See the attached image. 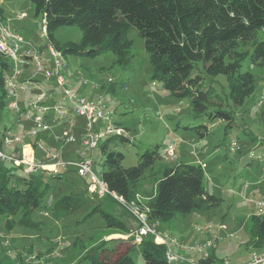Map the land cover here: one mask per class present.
Listing matches in <instances>:
<instances>
[{
  "label": "rangeland",
  "instance_id": "obj_1",
  "mask_svg": "<svg viewBox=\"0 0 264 264\" xmlns=\"http://www.w3.org/2000/svg\"><path fill=\"white\" fill-rule=\"evenodd\" d=\"M0 21L40 48L43 58L50 61L47 51L50 43L42 31L43 21L35 15L31 0H0ZM80 37L81 33L74 24L59 27L55 31V38L62 42L79 41ZM128 37L133 42L129 64L121 66L113 63L111 52L93 58L69 55L63 57L65 82L88 100L102 98L112 120L126 129V140L115 138L108 145L110 150L120 151L124 155V167L137 164L139 155L146 149H156L163 156L174 138L175 155L163 157L161 161L165 165L197 161L205 164L206 189L220 198L219 204L206 211L177 214L167 223L153 224L157 234L170 236L181 243L183 247L176 248L177 252L195 263L201 261V254L186 247L206 237L196 232V225H210L211 232L216 233L219 239L215 247L211 248L209 257L213 256L217 262L241 264L258 252L248 243L251 235L250 217L254 212V206L248 198L250 194L254 197L264 196V161L260 162L258 158L264 155V98H261L264 93V64L253 63L249 58L242 62L241 71L253 74L255 86L252 95L242 105H233L230 101L223 75L204 78V88L212 83L222 96L223 108L232 117L228 125V119L212 120L207 115H195L188 98L169 94L161 82L153 80L143 39L134 28L130 29ZM52 88L60 90L56 85H52ZM83 123L82 118H75L73 131L76 139L72 143L54 138L52 133L59 132L56 125L69 128L66 123L60 122L52 126V133L40 132L37 137L28 138L25 145L4 146V152H16L20 156L23 153L31 154L45 162V154L38 145L40 143L46 149L57 152L64 161H78L81 158L79 150ZM201 125L207 127V133L202 136L199 134L204 131ZM31 127L27 121H18L6 103L4 106L0 104V140L6 133L22 134L31 130ZM28 146L30 151L27 150ZM102 161L103 154L98 147L93 154V169L97 175H100ZM18 172L21 170L18 169ZM150 174L140 181L132 201L147 205L154 192L155 180ZM44 179L49 184L44 201L74 191L82 203L81 207L60 221L54 220L48 210L42 208L38 214L44 221L39 228L17 223L7 230L5 218L0 216V264H73L90 246L102 239L107 240L104 248L121 251L132 243L130 256L134 262L144 263L139 246L132 242L130 236L136 225L135 218L117 199L89 193L86 190L87 178L79 176L74 167H68L61 179L54 178L51 173L46 174ZM96 204L125 223L128 237L115 235L123 230L104 225L99 211H93ZM88 213L90 215L85 217ZM149 237L153 239L152 235Z\"/></svg>",
  "mask_w": 264,
  "mask_h": 264
},
{
  "label": "trees",
  "instance_id": "obj_2",
  "mask_svg": "<svg viewBox=\"0 0 264 264\" xmlns=\"http://www.w3.org/2000/svg\"><path fill=\"white\" fill-rule=\"evenodd\" d=\"M31 1L35 15L43 21L46 39L64 58L69 55L93 58L111 52L113 63L127 65L133 43L128 33L134 28L143 39L151 78L161 82L169 94L188 98L195 115H207L212 120L228 119V125L232 117L223 108L222 96L212 83L204 88V78L223 75L230 101L242 105L255 88L253 74L241 71L242 62L249 58L253 63L264 64V0ZM71 24L79 29L80 40L58 41L55 31ZM10 69L8 58L0 53L1 106L6 103L3 80ZM200 127L204 128L199 132L202 136L207 133V127ZM115 138L126 140L124 136H114L99 144L103 154L100 177L110 191L131 201L140 181L151 173L155 180L154 192L147 202L151 222L167 223L177 214L206 211L219 204L220 198L206 189V167L200 162L167 166L156 149H146L139 155L137 164L124 167V155L108 146ZM64 171L53 177L61 179ZM48 173L27 174L22 166L0 162V216L5 218L7 230L17 223L39 228L44 221L38 214L42 208L60 221L81 207L74 191L44 201L49 186L44 176ZM104 197L114 199L110 195ZM93 211H99L107 228L123 230L120 234L129 233L122 220L99 208V204L94 205ZM250 221L248 243L260 251L264 247V218L251 215ZM106 241L102 239L90 246L73 264H138L129 254L132 243L121 251L104 248ZM137 245L143 264H175L166 260L165 246L155 243L152 237ZM211 261L213 256L204 263Z\"/></svg>",
  "mask_w": 264,
  "mask_h": 264
},
{
  "label": "built area",
  "instance_id": "obj_3",
  "mask_svg": "<svg viewBox=\"0 0 264 264\" xmlns=\"http://www.w3.org/2000/svg\"><path fill=\"white\" fill-rule=\"evenodd\" d=\"M45 34V29L42 27ZM50 61L43 58L42 50L37 48L23 36L12 31L7 24L0 21V53L11 62L10 72L4 77L3 85L7 107L15 114L18 121L24 120L31 123V130L22 134L6 133L2 136L0 146V162L11 163L15 166H22V170L29 174L38 171H47L52 174H59L68 167H74L77 174L86 177L87 191L97 197L106 195L117 199L123 207L135 218V228L130 232L132 242L140 244L149 235L157 244H165V258L172 263L205 264L209 259L211 248L216 245L219 236L211 232V226H195L198 233L205 234V239L186 247L193 252L201 254V261L195 263L190 258L184 257L177 252L176 248H182V244L170 236L157 234L155 224L148 218L149 207L134 201H127L108 189L107 184L97 175L93 169V154L99 147L100 142L108 137L125 136L126 129L119 123L112 120L106 110L102 98L88 100L81 96L74 88L66 84L62 73L63 55L53 46L47 48ZM21 66V67H19ZM53 79V81H51ZM48 85V86H47ZM58 86L59 91L52 88ZM29 95L26 96V93ZM261 98H264V93ZM22 103V105H21ZM82 118L83 136L80 140L79 153L81 158L78 161H64L59 158L57 152L46 149L40 143L45 154V162L40 161L33 155L23 153L8 154L3 147L12 144L25 145L28 138L37 137L40 132L52 133V126L57 122H64L69 127H62L58 134H54L56 140H63L69 144L75 141V118ZM169 144L165 150L164 158H171L175 155V142ZM259 161H264V155L258 156ZM202 167L205 164L200 162ZM264 171V167H263ZM248 200L254 206L253 215L264 218V197H254L250 194ZM221 227V226H220ZM208 264H230L229 262L211 261ZM241 264H264V247L254 252Z\"/></svg>",
  "mask_w": 264,
  "mask_h": 264
},
{
  "label": "crops",
  "instance_id": "obj_4",
  "mask_svg": "<svg viewBox=\"0 0 264 264\" xmlns=\"http://www.w3.org/2000/svg\"><path fill=\"white\" fill-rule=\"evenodd\" d=\"M57 123H60V122H57ZM57 123H56V124H57ZM56 124H55V125H56ZM55 125H54V126H55ZM55 127H56V128H59V130L62 128V127H60L59 124L56 125ZM27 150L30 151V147H29V146L27 147ZM197 162H199V161H197ZM129 229H131V228H129ZM128 234H129V233H127V234H117V233H116L115 235H119V236H122V237H128Z\"/></svg>",
  "mask_w": 264,
  "mask_h": 264
}]
</instances>
